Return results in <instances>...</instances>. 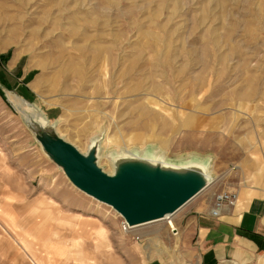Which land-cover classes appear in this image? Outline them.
<instances>
[{"label": "rangeland", "instance_id": "obj_1", "mask_svg": "<svg viewBox=\"0 0 264 264\" xmlns=\"http://www.w3.org/2000/svg\"><path fill=\"white\" fill-rule=\"evenodd\" d=\"M0 47V264H198L195 216L221 190H264V0H0ZM23 99L81 153L97 140L103 169L129 151L214 179L177 236L125 232L44 153Z\"/></svg>", "mask_w": 264, "mask_h": 264}, {"label": "water", "instance_id": "obj_2", "mask_svg": "<svg viewBox=\"0 0 264 264\" xmlns=\"http://www.w3.org/2000/svg\"><path fill=\"white\" fill-rule=\"evenodd\" d=\"M30 127L44 153L61 166L69 181L87 195L111 205L129 227L176 212L196 196L202 187L193 175L180 173L190 167L201 168L199 164L180 166L182 168L179 170L166 169L131 162L129 157L124 156L114 158L125 166L120 173L108 175L95 164L94 152L83 155L64 138L56 135L53 125L49 128H40L36 124ZM93 141L97 148V140ZM139 167H147L152 171H144Z\"/></svg>", "mask_w": 264, "mask_h": 264}, {"label": "crops", "instance_id": "obj_3", "mask_svg": "<svg viewBox=\"0 0 264 264\" xmlns=\"http://www.w3.org/2000/svg\"><path fill=\"white\" fill-rule=\"evenodd\" d=\"M238 194L241 203H236L230 210L225 208L219 217L195 216L192 228L198 245L203 247L198 264H228L232 259L239 260L246 255L258 264H264V190L249 194L244 188H238ZM1 221L0 229L3 228L4 234L0 233V250L8 247L9 241L4 239L5 235H10ZM18 226L22 227L19 223ZM62 257L58 258L57 264ZM30 261L36 263L32 259Z\"/></svg>", "mask_w": 264, "mask_h": 264}, {"label": "bare ground", "instance_id": "obj_4", "mask_svg": "<svg viewBox=\"0 0 264 264\" xmlns=\"http://www.w3.org/2000/svg\"><path fill=\"white\" fill-rule=\"evenodd\" d=\"M1 48V47H0ZM103 49V48H102ZM100 50V49H99ZM98 50V51H99ZM101 51V50H100ZM134 64V63H133ZM133 64H131V65H133ZM135 65V64H134ZM136 66H137V64H136ZM135 68V67H134ZM134 68H133V70H134ZM130 69V68H129ZM128 69V70H129ZM130 71H132V68L130 69ZM127 72V71H126ZM125 72V73H126ZM24 100V99H23ZM22 101V100H21ZM22 106H23V117H24V119H25V121L27 122V124L28 125H30V126H32L33 127V125L34 124H36V125H38V127H40V128H49V127H51L52 126V124H49V122L47 121V119L41 114V113H39L38 111H34V110H32L31 109V104H29L28 102H26L25 100L24 101H22ZM26 108L28 109V110H30L32 113H28V111L26 110ZM162 110L167 114V113H169L170 111H169V109H166V108H162ZM142 114H145V115H147L145 112H143ZM151 114V113H150ZM146 124V122H144L143 123V125H145ZM66 141V140H65ZM71 144V143H70ZM74 146V145H73ZM75 147V146H74ZM77 149V148H76ZM132 151V150H131ZM158 151V150H157ZM80 152V151H79ZM94 152V153H93ZM125 152V153H124ZM123 153H124V155H129V156H126V157H129L130 158V160H131V162H137V163H141V164H144V165H148V166H155V165H157V166H159V167H161V168H166V169H171V168H175V169H180V168H182V167H180V166H174V165H171V164H168V162H164L163 160L165 159H163V160H159V158L158 157H150V158H144L141 154H133V153H131V152H129V151H124ZM126 152H128V153H126ZM81 153V152H80ZM90 153H93V156H94V162H95V164L103 171V172H105V173H107L108 175H116V174H119L120 173V170L123 168V167H125V166H122V164L123 163H120V162H118V161H116V160H112L111 159V157H109V166H110V170H107V169H103L102 167H100V165H99V163H98V158H99V156H98V147L96 148V143L95 142H91L90 144H89V147H88V150H87V152L86 153H82L83 155H88V154H90ZM153 153V152H152ZM122 154V153H121ZM155 154V153H154ZM153 154V155H154ZM112 155V154H111ZM167 160V159H166ZM146 161V162H145ZM150 163V164H149ZM172 163V162H171ZM187 163V162H186ZM152 164V165H151ZM198 164V163H197ZM183 165H185V164H183ZM203 166V165H202ZM185 167V166H184ZM188 168V167H187ZM198 168H200V167H198ZM198 168H195V167H190V168H188L189 170H183L182 172H180L181 173V175H186V176H189V175H193V178L196 180V181H198L201 185H202V187L200 188V190L199 191H202L206 186H208L209 185V183H210V181L212 180V179H214L213 178V175H212V172H211V170L209 169V168H207V167H204V168H200V169H198ZM139 169H141V170H144V171H148V172H151L152 170H149V168H147V167H144V168H141V167H139ZM179 174V173H178ZM187 174H189V175H187ZM195 198V197H194ZM238 202V198H237V201H236V203ZM236 203H234L233 205H231L230 207H228V206H224L225 208H227V209H232V208H234L237 204ZM182 208V207H181ZM180 208V209H181ZM225 208L223 209H221V213H222V210L224 211L225 210ZM180 209H178L176 212H172V213H167V214H165L163 217H161V218H158V219H155V220H152V221H155V222H157V221H164L165 223H166V225H167V228H168V231H171L170 230V226H169V224L168 223H170L171 224V226L173 227V229H176V232L174 231V232H172V235H174V236H177L178 235V233H179V226L177 225V223L173 220V217H174V215L180 210ZM119 215V213L118 212H116V215ZM221 214H219V216H220ZM218 216V217H219ZM216 218V217H215ZM152 221H150V222H152ZM170 221V222H169ZM154 223V222H153ZM147 224V223H146ZM139 225L141 226V224H137V225H133V226H130L131 227V230H129V229H127V230H123V231H125V232H132L133 230L132 229H136L137 227H139ZM144 235V234H143ZM145 236H146V234H145ZM153 236V235H152ZM155 236V235H154ZM139 237V236H138ZM154 239V238H153Z\"/></svg>", "mask_w": 264, "mask_h": 264}, {"label": "built area", "instance_id": "obj_5", "mask_svg": "<svg viewBox=\"0 0 264 264\" xmlns=\"http://www.w3.org/2000/svg\"><path fill=\"white\" fill-rule=\"evenodd\" d=\"M238 198V193L235 190H221L217 192L214 196L213 201V207L210 209L209 214L212 217H218L219 214H221V209L224 206H231L234 203H236ZM170 222V221H169ZM170 226L171 232H176V229H173L170 223H168ZM122 229L127 230L130 229V227L126 224L125 221H122ZM136 239H139L138 235H135Z\"/></svg>", "mask_w": 264, "mask_h": 264}, {"label": "trees", "instance_id": "obj_6", "mask_svg": "<svg viewBox=\"0 0 264 264\" xmlns=\"http://www.w3.org/2000/svg\"><path fill=\"white\" fill-rule=\"evenodd\" d=\"M8 55H9V52H6L0 55V67H3L4 65L3 62L7 59Z\"/></svg>", "mask_w": 264, "mask_h": 264}]
</instances>
